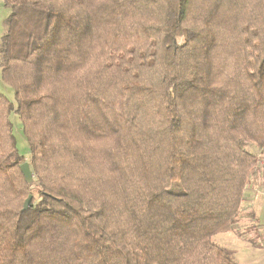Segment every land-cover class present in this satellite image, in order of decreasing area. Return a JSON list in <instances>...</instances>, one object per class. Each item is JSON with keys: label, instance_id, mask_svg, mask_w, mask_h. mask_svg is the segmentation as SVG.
I'll list each match as a JSON object with an SVG mask.
<instances>
[{"label": "trees", "instance_id": "obj_1", "mask_svg": "<svg viewBox=\"0 0 264 264\" xmlns=\"http://www.w3.org/2000/svg\"><path fill=\"white\" fill-rule=\"evenodd\" d=\"M4 5L0 264H238L212 236L264 150V0Z\"/></svg>", "mask_w": 264, "mask_h": 264}, {"label": "rangeland", "instance_id": "obj_2", "mask_svg": "<svg viewBox=\"0 0 264 264\" xmlns=\"http://www.w3.org/2000/svg\"><path fill=\"white\" fill-rule=\"evenodd\" d=\"M9 11H10L9 8H7L4 5V0H0V50L3 46L5 20L8 17ZM0 90L9 99L13 100V89L4 81H2L1 76H0ZM10 118L14 126V135L16 137L17 148L28 162L29 160L28 147L21 130L19 119L17 115L14 113L11 114ZM249 148L250 150L255 151L252 144L249 146ZM258 153L260 155L262 151H258ZM257 166H259V164ZM245 212L246 211L241 212L240 220H238L239 222L236 223L234 229L216 233L212 236V240L218 245L229 249L233 254L234 260L238 264H264V245H261L260 247L250 246L251 243L245 240L244 239L245 236H243L240 232L242 229H244L245 225H248L252 220V219L251 220L248 219L247 217H244ZM262 213L264 215V208L262 209ZM251 229L252 228L250 227L249 229L246 230L247 232H249Z\"/></svg>", "mask_w": 264, "mask_h": 264}, {"label": "crops", "instance_id": "obj_3", "mask_svg": "<svg viewBox=\"0 0 264 264\" xmlns=\"http://www.w3.org/2000/svg\"><path fill=\"white\" fill-rule=\"evenodd\" d=\"M259 166L250 178V183L245 189V196L242 199L241 212L246 211L244 217L252 219L240 232L245 240L251 243L250 246L260 247L264 245V152L260 155ZM263 215V216H262ZM262 217V219H261ZM239 222V221H237ZM252 228L249 232L246 229ZM251 233V234H250Z\"/></svg>", "mask_w": 264, "mask_h": 264}, {"label": "water", "instance_id": "obj_4", "mask_svg": "<svg viewBox=\"0 0 264 264\" xmlns=\"http://www.w3.org/2000/svg\"><path fill=\"white\" fill-rule=\"evenodd\" d=\"M20 169L24 175V178L28 184H33V173L29 167V163L27 161H24L23 163L20 164ZM32 195L29 194L28 197L25 199L23 203V209H27L30 201H31Z\"/></svg>", "mask_w": 264, "mask_h": 264}]
</instances>
